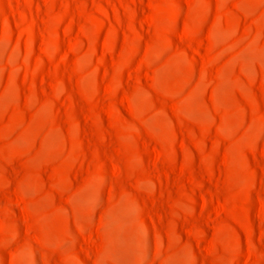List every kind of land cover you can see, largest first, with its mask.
<instances>
[{"label": "rangeland", "instance_id": "374dc122", "mask_svg": "<svg viewBox=\"0 0 264 264\" xmlns=\"http://www.w3.org/2000/svg\"><path fill=\"white\" fill-rule=\"evenodd\" d=\"M0 264H264V0H0Z\"/></svg>", "mask_w": 264, "mask_h": 264}]
</instances>
